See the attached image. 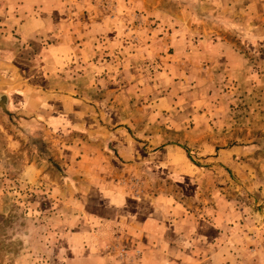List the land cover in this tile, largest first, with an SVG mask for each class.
Instances as JSON below:
<instances>
[{
    "label": "rangeland",
    "instance_id": "obj_1",
    "mask_svg": "<svg viewBox=\"0 0 264 264\" xmlns=\"http://www.w3.org/2000/svg\"><path fill=\"white\" fill-rule=\"evenodd\" d=\"M20 2L37 11L59 5L52 16L70 27L75 20L98 24L101 51L113 46L100 63L115 60L121 92L110 99L113 115L145 116L147 123L156 117L165 134L141 139L138 129L126 128L88 148L93 136L79 128L85 119L78 111L70 110L60 128L41 123L29 130L26 122H5L0 99V264H148L134 237L115 228L111 235L109 223L117 211H143L148 231L165 233L174 212L158 205L161 196L189 211V221L178 214L180 230L194 232L196 224L195 238L217 245L220 239L235 264H264V0ZM131 58L147 82L122 75ZM76 66L73 56L65 69L73 84ZM78 88L77 96L91 101L109 99L103 89ZM185 104L193 107V114L184 110L188 130L196 132L191 138L171 129ZM106 111L101 106L97 114L102 119ZM4 133L19 140L14 155ZM30 165L37 169L25 170ZM206 222L212 236H203ZM173 238L187 248L189 236Z\"/></svg>",
    "mask_w": 264,
    "mask_h": 264
},
{
    "label": "crops",
    "instance_id": "obj_2",
    "mask_svg": "<svg viewBox=\"0 0 264 264\" xmlns=\"http://www.w3.org/2000/svg\"><path fill=\"white\" fill-rule=\"evenodd\" d=\"M18 1L20 2V0H0V99L8 111V114L3 117L6 123L16 126L20 123L19 121L26 122L29 130L33 126L42 124L44 126L51 124V129H57L67 123L71 110L78 111L77 113L85 119L79 125L81 131L89 132L93 136L91 143L87 145L88 148L99 146L101 135L113 138L125 131L126 128L131 129L132 127L139 130L140 135H136V137L139 136L141 139L147 138L146 132L152 133L154 140L164 139L165 133L161 128L163 122H157L158 118L156 117H148L147 123L145 116L133 120L128 115H122L123 118L121 115L119 118L113 115L117 110L112 111L115 107L110 99L113 98L115 101L116 94L114 95V93L117 92V96H120L121 92L116 88L118 76L115 73V60L109 57L106 59L107 62L100 63L103 54L104 56L113 55V46L108 45L107 54L101 51L99 36H97L99 33L98 24L84 26L87 23L75 20L74 23L70 22L72 26L70 27L67 25L68 23L52 16L54 10L51 11V9L61 6L45 7L41 5L40 8L39 5V11H37L36 4L33 5L31 2L17 4ZM75 8H78V5ZM78 12L79 10L76 13ZM44 14H47L46 17ZM81 17L83 16H79V18ZM89 30H91V34H89ZM70 43L78 46L74 50L70 49ZM73 56L77 63L76 73H73L76 75L74 84L70 81L69 73L65 71ZM85 60L90 63L84 66L83 61ZM131 60L132 58L126 61L122 75L133 76L136 80H140V83H143L142 80L147 82L142 70L135 67L133 70L130 67ZM130 84H132V79L125 83L127 86ZM84 85L92 87L96 91L105 90L109 99L91 101L83 96H77L78 86L83 94ZM133 86L136 85L133 84ZM162 99L164 100L161 98L158 102L155 100L156 107H158L157 103H162ZM101 106L107 109V115L102 119L97 114ZM185 106H179L183 113L177 112L171 121V129L184 132V138H191L195 136L196 132L193 127V130H188L191 127L188 124L191 119L188 117L189 113L184 110L190 107L188 104ZM190 109L193 114V107ZM120 114L123 113L120 112ZM152 114L151 112L150 115ZM32 130L34 131L35 128ZM117 131L119 132L116 133ZM28 134L34 136L32 133ZM5 136L7 148L11 155H14V152L19 149V140L14 134L11 136L5 134ZM200 136L202 135L200 134ZM13 163L12 160L11 164ZM35 169L37 168L33 165L25 167L27 171ZM142 202L146 203L145 200ZM157 203L172 208L174 212L165 233L160 234L155 229L148 231L147 225L150 220L148 221L149 216L147 217L143 211L138 213L127 211L121 216L117 211L109 223L110 234H113L112 228H115V231H119L120 236H125L130 240L134 237L131 244L136 246L135 249L139 250L142 258L145 256L144 260L151 261L148 264H235L228 257L230 251L227 250L226 243L220 242L219 237L221 238L222 231L219 232V237L215 234L212 238L219 239L218 245L217 243L212 244V240L201 243V240L195 238L198 232L196 224L194 232L179 229L177 222L179 216L180 220L182 217L187 218V221L191 218L188 216L189 211L182 204L169 196H161L157 199ZM178 214L180 215L178 216ZM206 223H202L203 236L206 234L212 236L214 230L209 222ZM119 227L123 229L121 230ZM215 229L216 233L218 228ZM180 232H183V236H189L186 249L174 241L173 237L180 235ZM191 234H193V239H190ZM198 234L200 235L201 232Z\"/></svg>",
    "mask_w": 264,
    "mask_h": 264
},
{
    "label": "trees",
    "instance_id": "obj_3",
    "mask_svg": "<svg viewBox=\"0 0 264 264\" xmlns=\"http://www.w3.org/2000/svg\"><path fill=\"white\" fill-rule=\"evenodd\" d=\"M1 96H4V95H1ZM2 105L4 106V104H3V103L1 104V106H2ZM4 107H5V106H4Z\"/></svg>",
    "mask_w": 264,
    "mask_h": 264
}]
</instances>
